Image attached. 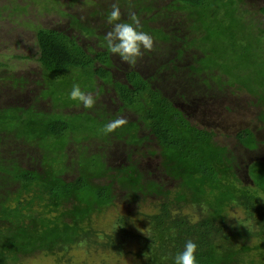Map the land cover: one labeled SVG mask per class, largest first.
Wrapping results in <instances>:
<instances>
[{"label": "trees", "instance_id": "trees-1", "mask_svg": "<svg viewBox=\"0 0 264 264\" xmlns=\"http://www.w3.org/2000/svg\"><path fill=\"white\" fill-rule=\"evenodd\" d=\"M73 2L0 0V19L9 29L34 28L40 66L33 81L38 96L24 106L15 100L25 96L27 79L8 65L0 69V264H25L79 245L120 254L126 218H117L111 235L95 226L118 198L153 209L145 214L149 227L135 253L138 264H172L187 239L197 244L198 264H264V142L258 137L264 134V25L246 4L262 18L264 7L244 0H83L81 15L63 9ZM114 4L121 20L135 14L140 30L153 38L152 49L133 66L105 47L106 14ZM31 5L68 18L74 32L18 21ZM74 82L87 93L111 85L131 118L102 134L119 110L98 111L95 106L106 107L101 102L67 110L79 105L67 96ZM164 87L177 89L185 103L197 92L199 114L217 103L201 98L220 93L230 99L223 120L238 112L252 119L243 117L221 141ZM41 97L58 111L42 110ZM140 126L147 135L139 134ZM120 147L124 160L113 165ZM238 209L243 216L232 218Z\"/></svg>", "mask_w": 264, "mask_h": 264}, {"label": "rangeland", "instance_id": "rangeland-1", "mask_svg": "<svg viewBox=\"0 0 264 264\" xmlns=\"http://www.w3.org/2000/svg\"><path fill=\"white\" fill-rule=\"evenodd\" d=\"M66 1H74V0H66ZM83 0H75L73 4L64 5L63 9L68 10L70 9L74 13H79L81 15L85 14L83 9L85 8V4H82ZM264 4V3H263ZM254 6H256L254 4ZM244 8V7H243ZM246 9L249 10L250 14L249 16L254 18V20H260L262 25H264V18L262 16L257 14L256 10H251V6L246 4ZM88 10V8L85 9V11ZM245 10V8H244ZM16 18L18 21H21L23 18H29V22L34 24V26H45L49 28H56V29H62L65 30L68 29L67 32H74L71 28H69V20L66 17H63L59 13H56L54 11L51 12H45L43 10H39L37 5H31L26 11L21 12L20 14L16 15ZM10 22L5 19H0V69H4V66L8 65V68L15 77H25L27 79V84L25 85V89H27L26 94L22 92L21 95H24L23 97L17 98L15 102H18V106H24L28 105L30 100L33 96V93L30 94L28 91L29 88L33 89L32 84H28V82L38 81L40 79L39 71L40 66L39 63L35 60V52H37V46H36V37H35V30L31 26H25V27H16V29H9L10 28ZM95 48L100 49L99 46L94 45ZM13 55H24V56H31L29 59H17L13 58ZM189 60L185 63L186 65L189 64ZM189 66V65H188ZM115 70V69H114ZM117 70V67H116ZM1 71V70H0ZM117 72V71H116ZM149 72V70H146V73ZM118 74V80L123 81V77ZM184 76V75H183ZM6 83V82H4ZM34 84V83H33ZM102 85V89L99 91H95L91 93L96 101V103L101 102V104H107L109 106L110 110H106L105 107H96L97 110H106L110 114H113V110L118 111L120 115H116L117 118H123L124 121L130 119L131 117L129 114V109H122V104L118 100L117 94L114 92V89L111 85L106 84L105 86ZM38 85V84H37ZM35 86V84H34ZM179 86V85H178ZM191 87V84L188 85ZM37 86H35L34 94L36 93ZM165 92L167 90H170L171 93L168 95L172 100L188 109L190 113L195 110V104H189L183 102L184 100L181 99L177 94L180 92L177 89H169L164 87ZM195 91V90H194ZM193 92V91H192ZM39 93V91H38ZM35 94V96H38ZM206 91L200 92L201 96H204ZM197 92H194L191 96L193 98H197L198 96ZM34 96V97H35ZM202 98H209L208 103L217 100V103H222V106L218 107L217 103L212 104L207 110L204 108L201 110V113L194 111L195 113V120L198 123L205 124L206 126H210L216 130V132L219 134V139L221 141H226L227 136H233L234 134V127H237V124H241L242 121H240L243 117L247 119H252V117L248 114H243L242 112H238V114L235 117H228L226 120H223V113L226 112L223 109V106L225 104L230 103V99L227 100L225 96H222L220 93L218 94H211L210 97H202ZM32 100V99H31ZM38 105L40 108L47 112H53L58 111V109H54L51 104V100L47 98V100H42V97L37 99ZM8 102H14V100H10ZM95 103V104H96ZM94 107V106H93ZM83 107L80 105H77L75 107L67 108V110H82ZM114 111V112H115ZM240 121V122H239ZM208 124V125H207ZM209 127V128H210ZM148 129H144L143 126H140L139 134L141 135H147ZM259 139L264 142V134L262 132L258 135ZM95 141V140H93ZM88 143V142H86ZM98 144V143H96ZM119 146H122L119 145ZM118 146V147H119ZM125 147V146H123ZM128 147H126L127 149ZM264 148V146L262 147ZM118 151H122V154H119V158L117 161H113L112 164L116 165V163H119V161L124 160V155L127 152L126 150H123L122 147L118 149ZM117 151V152H118ZM117 154V155H118ZM262 155V154H260ZM251 156L252 160L256 159L258 156ZM263 156V155H262ZM254 157V158H253ZM24 158V161H28V158ZM126 160V159H125ZM122 200L121 198L117 199V205L113 208L107 209L104 212H102L100 215H98L95 218V226L97 229L103 231L104 233L111 235L118 231L117 227V218L120 216H124L126 218V227L125 232L127 234V237L124 238V244L122 247V251L120 254H117L116 251L108 249V250H102V249H88L83 245H79L72 250H70L68 253H59V254H51V255H40L34 258H30L27 260L25 264H66L67 261H70L74 264H79L83 262H89L92 264H138V259L135 256V253L140 249V242L141 237L145 235L148 232V220L145 216V214H148L149 212H152V207L149 206L148 203H145L143 207L137 208V207H131L128 205H124L120 203ZM243 216L242 211L235 210L231 213V217L234 219L241 218Z\"/></svg>", "mask_w": 264, "mask_h": 264}, {"label": "clouds", "instance_id": "clouds-1", "mask_svg": "<svg viewBox=\"0 0 264 264\" xmlns=\"http://www.w3.org/2000/svg\"><path fill=\"white\" fill-rule=\"evenodd\" d=\"M106 22L111 25V30L104 35L106 50L130 66L136 64L143 52L152 49L153 38L149 33L140 30V21L135 14L131 15L129 21H123L120 8L114 4L106 14ZM67 96L69 100L85 109L93 108L96 103L93 95L83 91L80 84L75 82ZM124 123L123 118H116L106 123L99 131L106 135ZM172 264H198L197 244L191 239L185 240L182 249L172 257Z\"/></svg>", "mask_w": 264, "mask_h": 264}, {"label": "flooded vegetation", "instance_id": "flooded-vegetation-1", "mask_svg": "<svg viewBox=\"0 0 264 264\" xmlns=\"http://www.w3.org/2000/svg\"><path fill=\"white\" fill-rule=\"evenodd\" d=\"M244 1L249 2V3L259 2L260 6H261V7H264V4H263V3H264V0H244ZM261 7H259V8H261ZM120 63H121V61H120ZM114 69L116 70L115 66L113 67V71L115 72ZM113 71H112V72H113ZM121 76L123 77V79H125L124 74H122ZM125 81H126V80H125ZM164 92H165V91H164ZM169 92L171 93L170 90H167V93H168V94H170ZM33 95H34V93H33ZM191 95H192V94H191ZM195 96H197V95L195 94ZM201 99L203 100V99H206V98H201ZM193 100H197V101H198V97H197V98H194V99H193V97H190V99H188V103H189L190 105H191V104H194L195 102H194ZM172 101H173L174 104L178 105V104L174 101V99H173ZM193 102H194V103H193ZM207 103H208V101H207ZM104 105H106L105 108H106L107 110H109L110 107L107 106V104H105V103H104ZM178 106H179V105H178ZM124 110H125V109H124ZM184 110H187V109H184ZM128 115L131 117V110H130V112H129Z\"/></svg>", "mask_w": 264, "mask_h": 264}]
</instances>
